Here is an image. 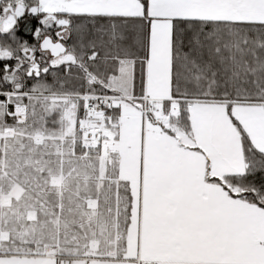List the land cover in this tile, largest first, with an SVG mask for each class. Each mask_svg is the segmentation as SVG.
Listing matches in <instances>:
<instances>
[{
	"label": "snow or ice",
	"instance_id": "snow-or-ice-1",
	"mask_svg": "<svg viewBox=\"0 0 264 264\" xmlns=\"http://www.w3.org/2000/svg\"><path fill=\"white\" fill-rule=\"evenodd\" d=\"M0 264H264V0H0Z\"/></svg>",
	"mask_w": 264,
	"mask_h": 264
}]
</instances>
